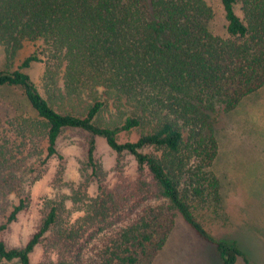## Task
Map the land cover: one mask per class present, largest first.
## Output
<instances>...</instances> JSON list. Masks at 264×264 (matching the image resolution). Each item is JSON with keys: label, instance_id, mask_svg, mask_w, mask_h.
<instances>
[{"label": "trees", "instance_id": "obj_1", "mask_svg": "<svg viewBox=\"0 0 264 264\" xmlns=\"http://www.w3.org/2000/svg\"><path fill=\"white\" fill-rule=\"evenodd\" d=\"M219 1L225 37L209 27L215 13L208 0H0L6 64L25 41L39 42L17 68H0V86L20 88L31 110L16 129L44 136L48 155L57 153L63 128L84 129L136 162L134 177L121 174L111 188L100 184L94 202L60 233L57 260H30L55 221L53 207L24 245L8 247L0 238V259L150 264L177 213L214 246L221 264L244 258L235 239L213 236L194 212L206 198L218 197V180L208 168L218 151L219 116L264 84V0ZM35 61L44 62L49 97L23 70ZM82 95L89 99L86 109L70 112L65 104ZM108 99L133 110L118 124L100 125L95 117ZM133 128L142 130L136 140L118 141L119 132ZM147 146L151 152L142 150ZM93 149L91 140L87 162L99 175ZM22 207L20 201L6 222Z\"/></svg>", "mask_w": 264, "mask_h": 264}, {"label": "rangeland", "instance_id": "obj_2", "mask_svg": "<svg viewBox=\"0 0 264 264\" xmlns=\"http://www.w3.org/2000/svg\"><path fill=\"white\" fill-rule=\"evenodd\" d=\"M208 1L215 13L209 27L213 33L225 37L220 1ZM235 10L243 16L239 3ZM38 44L25 41L10 65L6 64L0 46V68H17ZM44 68V62L35 61L23 70L42 95L49 97L43 81ZM57 83L59 87L62 85L61 74ZM88 102L87 96L82 95L81 100L67 102L65 106L70 112L82 114ZM113 102L108 99L96 115V123L118 124L133 110L129 103L116 106ZM29 112L20 88L0 86V225L7 221L16 204L23 203L15 218L0 230V238L8 247L24 245L53 207L55 221L30 253V260L55 261L61 249L60 233L71 228L94 202L99 185L111 188L121 174L134 177L136 162L130 153L111 149L104 137L72 127L61 130L56 140L57 153L48 155L44 136L23 135L16 129V122ZM141 131L140 128L121 131L117 139L134 141ZM215 136L218 151L208 169L218 180V197L206 198L196 206L195 215L213 236L237 241L244 258L239 257L235 264H264V84L243 95L233 109L219 116ZM91 140L99 175L93 173L87 162ZM142 150L152 151L148 146ZM0 264L20 263L16 259H0ZM150 264L221 263L214 246L199 237L177 213L163 247Z\"/></svg>", "mask_w": 264, "mask_h": 264}]
</instances>
